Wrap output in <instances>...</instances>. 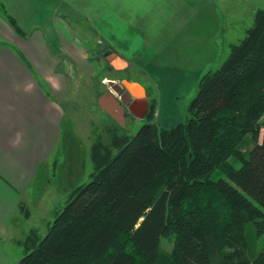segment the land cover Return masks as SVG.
Segmentation results:
<instances>
[{
  "label": "trees",
  "instance_id": "obj_1",
  "mask_svg": "<svg viewBox=\"0 0 264 264\" xmlns=\"http://www.w3.org/2000/svg\"><path fill=\"white\" fill-rule=\"evenodd\" d=\"M229 45L184 120L159 124L152 98L135 131L106 123L95 132L90 179L46 233L28 232L17 264H264V8ZM246 134L254 143L242 149ZM169 234L171 248L159 250Z\"/></svg>",
  "mask_w": 264,
  "mask_h": 264
},
{
  "label": "crops",
  "instance_id": "obj_2",
  "mask_svg": "<svg viewBox=\"0 0 264 264\" xmlns=\"http://www.w3.org/2000/svg\"><path fill=\"white\" fill-rule=\"evenodd\" d=\"M258 7L264 8V0H0V239L15 235L22 206L24 218L32 216L36 188L40 196L43 193L39 169L60 135L64 106L35 75L38 72L56 91L57 75V81L66 83V71L57 70L60 57L53 49L70 51L78 61L79 51L93 47L92 38L86 48L80 35L101 33L108 50L129 51L128 60L133 57L139 64V51L155 41L156 18L151 24L147 19H169L173 34H181L184 43L216 45L233 42L223 35L239 34L248 26L243 17L253 18ZM9 14L24 32L17 30ZM85 19L90 24L86 28L79 25ZM95 43L93 48H100L99 36ZM130 78L136 92L141 91L140 80ZM5 250L0 244V264Z\"/></svg>",
  "mask_w": 264,
  "mask_h": 264
},
{
  "label": "rangeland",
  "instance_id": "obj_3",
  "mask_svg": "<svg viewBox=\"0 0 264 264\" xmlns=\"http://www.w3.org/2000/svg\"><path fill=\"white\" fill-rule=\"evenodd\" d=\"M245 17H243V22L245 23L246 19L248 25L251 24L253 18ZM154 18H156L155 41L153 44H148L146 49L139 51L138 57H136L139 64L135 63L132 56L131 60H128L129 51L120 48L108 50L104 34L90 35L84 31L80 36L86 42L85 47L88 48L91 45V38L94 47L96 45L94 42L99 36V40L102 42L98 45L100 48L94 49L91 46L88 51H79L76 56L79 58L78 61L71 57L70 51L52 50L60 57L61 64L57 70L64 69L66 71V83L57 81L58 75L54 78L56 86L60 85L59 91L51 89L42 76L35 72L36 77H40L41 81H44V86L51 90L52 95H56L58 100L60 98L64 106V115L59 138L48 157L45 158L42 167L38 168L40 173L37 180L42 185L43 193L40 196L38 194L40 189L36 188L34 201L30 204L32 216L24 218L26 213L22 206L20 214L23 218L16 219L15 235L8 240L0 239V244L6 248L3 264L7 262L8 258L17 264L25 252L23 238L26 233L31 228H37L42 234L46 233L56 213L64 207L70 190L90 179V173L94 169L91 144L95 132L102 130L106 123H117L121 128L133 132L146 120V117L140 118L139 114L135 115L130 110L125 123H121L98 103L99 95L111 86L108 82L109 78L117 81L132 80L130 77L139 79L145 88V92L139 97L149 101L154 98V119L163 126H171L186 118L188 103L195 95L202 75L219 66L229 52V42L221 41L216 45H209L210 43L207 44L204 41L202 44L192 41L184 43L179 39L182 37L181 34H173L169 19L156 16L151 20L147 19L148 23ZM76 21L78 24L80 20ZM81 21L79 25H83L84 28L90 26L88 20ZM72 24L74 25V23ZM121 29L120 27L119 30L121 31ZM95 30L93 28L94 32ZM244 32L243 28L239 34L223 36L228 41H237ZM124 36L127 37V35ZM113 46L116 47V45ZM135 52L137 53V51H133V54ZM119 58L124 61L123 65H120ZM137 68H140V71L136 72ZM149 77L152 79L148 80ZM260 120L261 129L257 136L258 140L264 138V113ZM106 138L109 139V135H106ZM253 143V137L246 134L241 147L247 149ZM232 162L235 165L240 164L234 158ZM218 175H223L222 171L215 170L213 176ZM17 229H19L18 232ZM247 236L251 243L252 233L249 228ZM261 238L257 239L259 244H255L254 249H258L260 246ZM171 244L172 236L170 234L162 236L158 249L167 252L171 248Z\"/></svg>",
  "mask_w": 264,
  "mask_h": 264
},
{
  "label": "water",
  "instance_id": "obj_4",
  "mask_svg": "<svg viewBox=\"0 0 264 264\" xmlns=\"http://www.w3.org/2000/svg\"><path fill=\"white\" fill-rule=\"evenodd\" d=\"M108 82L111 86L99 95L98 103L117 121L125 123L126 118L122 101L129 103L132 102L133 98L135 97L138 99H142V97L133 94V87H131L130 84L135 82L131 80L123 79L122 81H117L113 78H109ZM139 85L141 86V91H139L138 93L145 92L144 86L141 84ZM143 100V110L142 113H140L138 116L140 118L144 116L145 110L148 106L147 99L143 98Z\"/></svg>",
  "mask_w": 264,
  "mask_h": 264
},
{
  "label": "flooded vegetation",
  "instance_id": "obj_5",
  "mask_svg": "<svg viewBox=\"0 0 264 264\" xmlns=\"http://www.w3.org/2000/svg\"><path fill=\"white\" fill-rule=\"evenodd\" d=\"M143 98L142 99H137V100H134V102H129V103H126L125 101H122L123 105H124V111H125V118L126 116L128 115V111L130 112V110L133 111V113H135V115H138L140 113H142V110H143V107H142V102H143ZM148 101V106H147V109L145 110V114L143 117L146 116L148 110H149V106H150V101Z\"/></svg>",
  "mask_w": 264,
  "mask_h": 264
},
{
  "label": "bare ground",
  "instance_id": "obj_6",
  "mask_svg": "<svg viewBox=\"0 0 264 264\" xmlns=\"http://www.w3.org/2000/svg\"><path fill=\"white\" fill-rule=\"evenodd\" d=\"M130 86L133 87V94H135L136 96L142 95V92L141 93L136 92L135 90L136 87L134 86V83H131Z\"/></svg>",
  "mask_w": 264,
  "mask_h": 264
}]
</instances>
